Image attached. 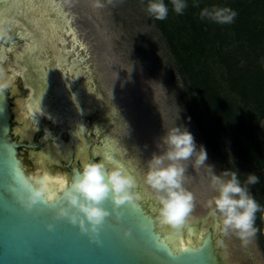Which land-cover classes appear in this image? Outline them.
I'll return each mask as SVG.
<instances>
[{"label":"rangeland","instance_id":"rangeland-1","mask_svg":"<svg viewBox=\"0 0 264 264\" xmlns=\"http://www.w3.org/2000/svg\"><path fill=\"white\" fill-rule=\"evenodd\" d=\"M65 1L76 14L73 24L78 37L88 46L86 62L92 70L95 88L102 93L105 102L118 110L116 118L104 121L105 135L109 141L110 138L114 140L116 149L127 162L128 172L134 175L135 170L142 177L138 183L143 191L139 190L144 195L153 193L143 182L146 162L153 152L164 150L156 147L160 143L159 138L177 125L186 127L196 144L204 146L208 154L206 164L213 165L217 174L224 170L178 99L177 92L182 86L176 62L164 36L155 21L145 13L141 1L112 0V4H108L107 0H101L105 7L100 9L93 7L94 0ZM27 5L31 2L28 1ZM1 63L4 71L11 68L9 59ZM213 70L217 72L214 67ZM12 93L16 95V91ZM15 98L14 103L21 102V97ZM122 112L126 119L124 126ZM98 117L105 120L103 114ZM80 144L74 139L71 144L61 146V153L66 154L67 161L71 160L73 153L89 148L88 144L83 147ZM90 158L87 155L86 160ZM185 164L188 170L184 187L194 196L193 209L187 221L195 222L207 215L206 222L214 225L207 210V203L214 195L208 183L207 169L196 168L191 162ZM33 171H38V168ZM221 248L224 258L231 263L236 260L237 264H264V253L255 237L245 244L234 235L223 236Z\"/></svg>","mask_w":264,"mask_h":264},{"label":"water","instance_id":"water-1","mask_svg":"<svg viewBox=\"0 0 264 264\" xmlns=\"http://www.w3.org/2000/svg\"><path fill=\"white\" fill-rule=\"evenodd\" d=\"M22 122L11 93L0 89V264H237L236 260L231 263L224 258L218 221L213 219L214 225L208 224L207 215L195 222L187 221L188 216L177 235L166 226H158L154 222V194L149 192V201L142 200L143 190L138 183L142 177L135 170L139 210L123 205L117 210L121 213L117 219L110 200H106L102 207L109 215L95 234L81 233L66 219L56 218L58 208L65 206L63 200L55 205L38 202L26 209L22 201H26L27 192L20 190L16 180L20 176L39 178L43 170L41 161H37L38 171H33L32 156L27 150L36 145L28 143L17 129ZM108 139L104 138L102 148ZM110 141L114 143L111 138ZM104 154H90L85 162L72 157L65 171H47L69 182L85 163H102ZM54 182L49 183V188L59 197L61 191Z\"/></svg>","mask_w":264,"mask_h":264},{"label":"trees","instance_id":"trees-1","mask_svg":"<svg viewBox=\"0 0 264 264\" xmlns=\"http://www.w3.org/2000/svg\"><path fill=\"white\" fill-rule=\"evenodd\" d=\"M164 2L167 18L153 20L181 76L178 99L224 170H238L241 181L247 173L259 177L251 193L264 208V0H186L182 15ZM213 5L234 10V21L200 19L201 9ZM254 226L264 253L261 212Z\"/></svg>","mask_w":264,"mask_h":264},{"label":"clouds","instance_id":"clouds-1","mask_svg":"<svg viewBox=\"0 0 264 264\" xmlns=\"http://www.w3.org/2000/svg\"><path fill=\"white\" fill-rule=\"evenodd\" d=\"M171 11L182 15L188 7L186 0H169ZM112 4V0H107ZM93 7L104 8L101 0H94ZM193 7H199L193 3ZM169 6L164 0H148L144 11L148 17L163 21L169 14ZM237 13L228 7L211 6L201 9L200 19H207L216 24H230ZM7 84L0 83V89ZM128 134V132H127ZM156 147L162 152H153L146 162L143 174L144 184L153 192L156 207L154 222L166 226L172 234H177L185 227L187 217L193 209L194 196L184 187L187 173L185 162H191L196 168L207 169V179L214 195L207 203L208 215L218 221L217 230L225 237L234 235L243 243H249L259 229L255 225L256 214L262 208L251 193V186L259 183V177L253 173L245 174L241 181L238 170H222L217 174L214 166L206 164L208 154L203 145H197L191 132L183 125L169 129L160 138ZM20 190L27 192L26 209L38 202L55 205L63 200V207L58 208L56 218L66 219L81 233L95 234L109 215L102 205L110 200L113 214L119 219L117 211L123 205L139 210L140 197L134 191L136 181L124 173L121 167L107 169L102 163H85L59 197L54 196L44 179L20 176L16 180ZM87 224V228L85 225ZM51 227V226H49Z\"/></svg>","mask_w":264,"mask_h":264},{"label":"flooded vegetation","instance_id":"flooded-vegetation-1","mask_svg":"<svg viewBox=\"0 0 264 264\" xmlns=\"http://www.w3.org/2000/svg\"><path fill=\"white\" fill-rule=\"evenodd\" d=\"M23 1L25 4L28 1L32 2V0H0V10H6L5 13L7 9L9 11L6 13L8 16L0 20L2 21L0 23V69L3 64L1 61H8L9 59L11 63L9 66L11 68L6 69L2 76H5L11 81L4 89L9 91L11 95H13L12 91H16L15 96L21 97L23 106L25 103H29V101L38 98L42 94L52 97L51 104L47 105L42 113L34 115L36 117H28L25 115L24 118L26 119L22 120L23 124L17 127L21 133L23 130H26L27 126L31 129L30 136L29 138L26 137V140L28 143L32 141L36 145L27 150L28 155L32 156L33 168H38L35 163L41 161L38 155L41 156L47 149L61 151V146L71 144L74 139H77L78 142L84 140L88 143L89 148L86 149L88 156L95 152L103 154L102 143L104 138H108L105 135L104 128H107L104 125V121L116 118L118 115L117 108L104 101L102 93L97 92L93 79L91 88L100 95V102H76V111L73 113L68 109L71 107V102L67 101L65 95H61V97L56 96L60 89L56 88L54 84L51 85V81L52 78L54 79L53 76L57 71L58 60L53 64V56L50 53V48L46 46V39H42L41 49L39 51L37 50L31 55L23 54L28 44L25 30L31 27L32 23L30 18L35 19ZM55 1L57 4L50 9L52 15L56 14V12L62 13V20L65 18L72 25L78 37L76 27L73 24V19L76 14L69 9L65 0ZM10 5H12L11 8H9ZM37 30L40 31V28H37ZM66 38L68 39V44H70V38L67 36ZM80 41L83 47L79 46L77 49L80 54L86 56V60L88 58V46L81 39ZM20 56H23V59ZM87 65L89 67L88 63ZM90 71V76L93 78L92 70L90 69ZM50 73L53 76H50ZM76 90L77 86H73L69 94L72 96L73 93H76ZM15 96H12L13 101L16 99ZM110 108L113 111H110ZM102 114L105 120L98 117V115ZM26 120H28V123ZM125 121L126 119L122 112V126L126 125ZM22 134L24 135V133ZM72 157L76 159V153H73ZM77 159L79 162L81 161L79 158ZM66 163L67 159L64 157L60 162L55 163L52 169H62V171H65Z\"/></svg>","mask_w":264,"mask_h":264},{"label":"bare ground","instance_id":"bare-ground-1","mask_svg":"<svg viewBox=\"0 0 264 264\" xmlns=\"http://www.w3.org/2000/svg\"><path fill=\"white\" fill-rule=\"evenodd\" d=\"M56 4L57 2L55 0H32L31 6H28L26 3L28 10L31 11L33 18L35 19L33 20L30 18L32 23L31 27L25 30L26 37L28 38V44L23 54L31 55L34 54L35 51H39L41 49L42 39H46V46L50 48V53L53 56V64L58 60L55 75L53 76L52 73L49 74L54 77V79L52 78L51 85L54 84L56 88L60 89L56 96L61 97V95H65L67 101L71 102V107L68 109L75 113L76 102L80 101L83 103H92L100 102L101 99H99L100 95H98L94 89L91 88V71L85 60L86 56L80 54L77 49L79 46L83 47V44L77 37L76 31L74 32L72 25L69 24L65 18L62 20V13L56 12V14L53 15L51 13L50 9L55 7ZM11 6L12 5H10L9 8H11ZM5 11L0 10V20L8 16V14H6L9 12L8 9L6 13ZM37 28H40V31L37 30ZM66 36L70 38L69 46ZM20 58L23 59V56H20ZM49 70L52 71L51 69ZM3 73L4 69L1 68L0 83L9 84L11 80L2 76ZM73 86H77V90L76 93H73L74 96H71L69 91H71ZM51 102L52 97L46 94H42L38 98L29 101V103H25L24 106L20 101L17 102L16 110L19 113V119L25 120V115L28 117H36L34 115L42 113L44 108L51 104ZM110 111H113V109ZM26 121L28 123V120ZM22 133L29 138L31 129L27 126L26 130H23ZM87 144L88 143L86 141L82 140L80 145L83 147V145L85 146ZM86 149L87 148L85 147L82 152H76V157H79L82 162L86 161L88 155ZM102 152H105L104 157L102 158L103 165L111 168L121 167L125 174L130 175L135 179V176L128 172L123 159L120 157L121 155L117 154L116 146L112 141L108 140V144H106ZM65 155V153L63 154L61 151H57L56 149H47V151H45L40 157L42 163L41 170L43 171L40 173L39 178L45 179V177H47L50 182L64 178L63 176L49 175L47 169L53 168V165L60 162L61 159H64ZM110 162L112 164H110ZM141 198L145 201H149L150 199L147 194L141 196ZM155 204L156 203L154 201L153 206H155ZM161 227L164 228L165 226ZM194 230L195 227H192V231Z\"/></svg>","mask_w":264,"mask_h":264},{"label":"snow or ice","instance_id":"snow-or-ice-1","mask_svg":"<svg viewBox=\"0 0 264 264\" xmlns=\"http://www.w3.org/2000/svg\"><path fill=\"white\" fill-rule=\"evenodd\" d=\"M0 23H2V21H0ZM44 181L46 182V184L49 187V183H51V182L48 180L47 177H45ZM54 183L56 184L57 189L60 190V191H62L64 189V187H65V185H66L67 182L65 180H63V179H58ZM49 190L55 196V192H53L50 188H49Z\"/></svg>","mask_w":264,"mask_h":264}]
</instances>
